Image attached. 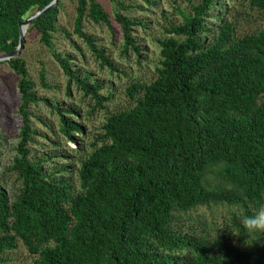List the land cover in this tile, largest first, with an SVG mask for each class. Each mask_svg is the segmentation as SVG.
<instances>
[{
	"label": "trees",
	"instance_id": "trees-1",
	"mask_svg": "<svg viewBox=\"0 0 264 264\" xmlns=\"http://www.w3.org/2000/svg\"><path fill=\"white\" fill-rule=\"evenodd\" d=\"M52 1L0 0V56L18 47L19 24ZM246 1L264 13V0ZM64 2L74 5V33L116 71L82 32L85 20L112 23L97 0L59 1L30 23L25 38L38 34L39 43L52 49ZM226 10L225 0H198L181 24L166 29L156 78L131 83L125 95L135 105L105 118L101 144H92L80 162L77 192L47 173L43 159L30 158L36 132L29 110L40 99L22 57L0 61L19 78L21 117L6 170L17 186L11 197L0 186V264L18 243L32 264H264V242L236 249L224 239L236 230L243 241L239 218L264 206V26L237 38ZM113 20L124 49L137 52L131 34L140 24L116 11ZM53 57L68 84L100 108L107 100L98 93L101 83L79 77L69 57ZM40 81L46 86L43 70ZM61 122L70 141L82 132L63 116ZM212 173L215 187L208 182ZM209 206L237 211L220 230L199 219L195 227L192 211Z\"/></svg>",
	"mask_w": 264,
	"mask_h": 264
},
{
	"label": "rangeland",
	"instance_id": "rangeland-1",
	"mask_svg": "<svg viewBox=\"0 0 264 264\" xmlns=\"http://www.w3.org/2000/svg\"><path fill=\"white\" fill-rule=\"evenodd\" d=\"M110 14V26L96 25L89 20L83 22L82 32L93 40L94 47L104 51L105 59L116 69L112 72L102 65L89 49L86 42L73 31L75 18L74 5L64 2L59 11L57 32L53 34L52 49L38 41V34L26 37L20 57L26 62L28 75L35 84L39 102L30 107V126L36 135L29 145L30 158L44 160L47 173H55L54 178L66 179L73 191H79L77 170L80 162L87 158L93 145L99 146L102 135L101 126L105 118L117 112L132 108L135 101L125 95L126 88L133 82L150 83L156 78L155 69L160 61L159 41L166 38V29L182 23V14H190L191 7L198 0H97ZM226 16L234 24L237 38L252 34L264 26V13L251 8L246 0H225ZM121 13L140 25L132 30L137 52L123 47V38L119 26L113 20L114 12ZM213 20H208L212 22ZM69 57L72 71L79 77L89 76L87 83H101L98 91L107 99L97 107L95 100L84 96L83 91L71 82L63 73L53 57ZM43 70L44 83L40 81ZM18 77L6 64L0 65V186L11 197L16 187L15 176L8 173L15 147L19 141L21 117L18 114L20 95ZM70 110V112H67ZM61 116L82 128V132L73 134L70 141L60 130ZM67 167L65 173L59 169ZM208 182L218 185L216 173L208 175ZM264 207V206H263ZM234 208L227 206L199 207L192 211V223L195 219L213 225L215 230L228 223L230 212ZM187 223V222H186ZM200 228V227H197ZM224 239L236 249H250L241 241L239 233L233 230ZM264 242V234L256 245ZM4 264H32L33 258L26 248L18 243L13 251L4 254Z\"/></svg>",
	"mask_w": 264,
	"mask_h": 264
},
{
	"label": "clouds",
	"instance_id": "clouds-1",
	"mask_svg": "<svg viewBox=\"0 0 264 264\" xmlns=\"http://www.w3.org/2000/svg\"><path fill=\"white\" fill-rule=\"evenodd\" d=\"M240 228L246 233L245 243L248 246L256 244L261 234H264V207H261L254 214L245 215L239 218Z\"/></svg>",
	"mask_w": 264,
	"mask_h": 264
},
{
	"label": "water",
	"instance_id": "water-1",
	"mask_svg": "<svg viewBox=\"0 0 264 264\" xmlns=\"http://www.w3.org/2000/svg\"><path fill=\"white\" fill-rule=\"evenodd\" d=\"M59 1H61V0H53L49 5H47L43 9L35 12L30 17H28L25 21H23L19 24L18 47L16 48V50L14 52L7 54V55H4V56H0V61H6V60H10V59L17 58L20 56L21 51L23 49L24 40H25L26 30H24V28L27 29V27L30 25V23L32 21H34L39 16H41V15L47 13L48 11L52 10L53 8H55L57 6V4L59 3Z\"/></svg>",
	"mask_w": 264,
	"mask_h": 264
},
{
	"label": "bare ground",
	"instance_id": "bare-ground-1",
	"mask_svg": "<svg viewBox=\"0 0 264 264\" xmlns=\"http://www.w3.org/2000/svg\"><path fill=\"white\" fill-rule=\"evenodd\" d=\"M24 30H26V29L24 28Z\"/></svg>",
	"mask_w": 264,
	"mask_h": 264
}]
</instances>
